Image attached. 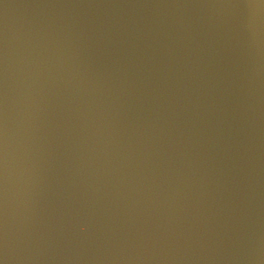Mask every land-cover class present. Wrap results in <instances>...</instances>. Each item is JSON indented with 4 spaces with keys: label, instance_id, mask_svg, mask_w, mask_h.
I'll list each match as a JSON object with an SVG mask.
<instances>
[{
    "label": "water",
    "instance_id": "water-1",
    "mask_svg": "<svg viewBox=\"0 0 264 264\" xmlns=\"http://www.w3.org/2000/svg\"><path fill=\"white\" fill-rule=\"evenodd\" d=\"M0 264H264V0H0Z\"/></svg>",
    "mask_w": 264,
    "mask_h": 264
}]
</instances>
